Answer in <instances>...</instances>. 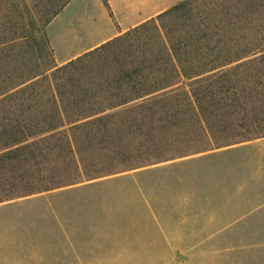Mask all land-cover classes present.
Wrapping results in <instances>:
<instances>
[{
  "label": "trees",
  "instance_id": "obj_1",
  "mask_svg": "<svg viewBox=\"0 0 264 264\" xmlns=\"http://www.w3.org/2000/svg\"><path fill=\"white\" fill-rule=\"evenodd\" d=\"M70 1L0 0V203L40 195L85 256L160 228L148 188L264 138V0H184L58 65L44 28Z\"/></svg>",
  "mask_w": 264,
  "mask_h": 264
},
{
  "label": "rangeland",
  "instance_id": "obj_2",
  "mask_svg": "<svg viewBox=\"0 0 264 264\" xmlns=\"http://www.w3.org/2000/svg\"><path fill=\"white\" fill-rule=\"evenodd\" d=\"M79 2L72 0L52 19L60 16L56 23L59 30L63 19L70 24L78 15ZM3 21L0 13V29ZM48 26L44 30L56 63ZM92 29L69 34L65 38L68 44L58 42L56 50L67 51L62 56L70 57V50L88 47L104 37V29ZM16 51H11L12 63L18 58ZM219 152L184 169L183 182L172 187L148 188L160 200V228L151 224L143 234L134 230L116 233L112 247L85 256L69 250L67 233L61 227L66 224L74 231L70 237L76 247L80 238L73 225L78 221L69 214L59 221L44 212L42 201L28 203L40 195L0 203V264H206L208 256L213 255L207 254L208 236L213 240L211 235L224 221H232L264 202V138ZM118 205L122 206L119 210H139L145 217L134 196Z\"/></svg>",
  "mask_w": 264,
  "mask_h": 264
},
{
  "label": "crops",
  "instance_id": "obj_3",
  "mask_svg": "<svg viewBox=\"0 0 264 264\" xmlns=\"http://www.w3.org/2000/svg\"><path fill=\"white\" fill-rule=\"evenodd\" d=\"M182 1L184 0H80L78 15L72 19V23L68 24L63 19L59 30L56 26L60 18L58 16L47 25L48 37L57 54L56 63H66ZM92 28L104 29V37L95 40L88 47L70 50L73 52L70 57L62 56L67 51L56 50L55 44L68 42L65 38L69 34L76 35ZM58 37L63 41L58 40ZM232 219L234 220L229 219L227 222L222 220L224 222L211 235L213 240L210 236L206 239L207 254H213L208 256L206 264H264V202Z\"/></svg>",
  "mask_w": 264,
  "mask_h": 264
}]
</instances>
